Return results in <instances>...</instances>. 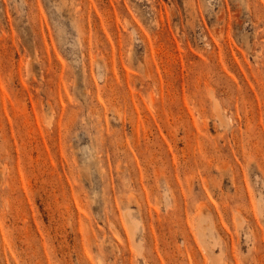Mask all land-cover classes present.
Returning <instances> with one entry per match:
<instances>
[{"label":"rangeland","instance_id":"obj_1","mask_svg":"<svg viewBox=\"0 0 264 264\" xmlns=\"http://www.w3.org/2000/svg\"><path fill=\"white\" fill-rule=\"evenodd\" d=\"M0 264H264V0H0Z\"/></svg>","mask_w":264,"mask_h":264}]
</instances>
